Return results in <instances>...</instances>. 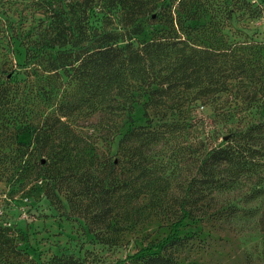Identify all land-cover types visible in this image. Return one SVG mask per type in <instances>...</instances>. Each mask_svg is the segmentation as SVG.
Masks as SVG:
<instances>
[{
  "label": "trees",
  "instance_id": "trees-1",
  "mask_svg": "<svg viewBox=\"0 0 264 264\" xmlns=\"http://www.w3.org/2000/svg\"><path fill=\"white\" fill-rule=\"evenodd\" d=\"M170 1L0 0V181L18 175L20 188L45 181L53 203H61V170L78 187L94 182L97 212L88 223L111 227L119 203L125 217H138L130 206L163 190L156 192L166 166L151 164L152 146L190 130L205 135L195 116L199 106L233 124L218 144L207 148L196 138L190 148L195 171L179 198L174 233L113 264H176L178 251L187 248L179 229L189 217L234 223L246 217L244 208L259 204L264 221V41L232 29L233 21L264 20V4L181 0L172 12ZM101 5L107 10L96 13ZM125 6L131 11L125 34L107 29V13ZM156 9L168 13L154 18ZM149 28L150 38L136 44L133 38ZM8 53L22 59L10 69L2 60ZM139 106L145 125H136ZM24 132L32 134L31 145L19 140ZM172 153L177 156L176 147ZM117 170L138 187L114 186ZM13 240L27 241L0 226L3 253ZM13 252L23 264L21 250ZM48 262L86 264L74 254Z\"/></svg>",
  "mask_w": 264,
  "mask_h": 264
},
{
  "label": "rangeland",
  "instance_id": "rangeland-1",
  "mask_svg": "<svg viewBox=\"0 0 264 264\" xmlns=\"http://www.w3.org/2000/svg\"><path fill=\"white\" fill-rule=\"evenodd\" d=\"M180 1H170L172 12L177 9ZM250 1L258 6L264 4V0ZM148 8L151 9L152 6L149 5ZM105 10L107 9L101 5L95 11L99 13ZM130 12L125 6L107 13L104 19L106 28L125 34L126 31L121 28H128ZM160 12L166 14L168 10H153V17ZM15 18L19 21V16L14 15V20ZM232 25L236 32L243 31L257 42L264 41L263 19L233 21ZM152 32V29H146L143 35L134 37L133 41L141 44L150 38ZM127 38L128 35H125L124 39ZM2 60L10 69L22 59L8 53L7 59L2 57ZM195 116L203 121L205 135L200 136V131L196 134L190 130L180 137L176 136L168 142L152 146L155 155L151 164L156 167L166 166L164 171L159 173L162 184L157 187L156 192L163 188L159 197L149 201L142 195L132 204L130 210L132 213L136 212L138 217L132 215L125 217L124 205L119 203L113 211L114 222L111 227L107 223L103 225L88 223L91 215L97 212L96 208L91 207L90 193L94 188V182L85 181V184L78 187L77 184L71 183L74 181L73 178L66 179L67 176L71 177L68 172L61 170V178L66 175L58 191L61 203L57 201L53 203L46 198L45 181L31 183L25 188L19 187L24 179L18 175L9 178L8 181H0V226L8 228L11 235L27 240L8 242L4 253L0 247L1 257L7 258L6 264H16L14 249L21 250L23 257L20 260L23 264H50L48 261L53 256L62 254L79 256L86 264H113L172 235L173 223L177 220L174 213L178 212L179 198L183 196L182 192L185 191L187 182L194 176L195 156L190 148L196 138L207 143V148L212 144H218L222 140L221 137L227 134L228 126H233L231 123L226 124L222 118L212 117L211 108L208 106H199ZM135 120L136 125L146 124L140 106L135 109ZM19 140L31 145L33 136L29 132H24ZM93 140L94 138L90 141ZM175 147L178 150L177 156L172 153ZM99 148L105 150L103 144H100ZM112 150L114 153L115 147ZM32 159L34 155L30 154L29 160ZM122 173L121 170L115 172L114 186L119 185L124 191L138 187L133 186L127 176L121 175ZM124 182L127 184L124 185ZM237 195L238 192H235L231 196L238 198ZM70 199L74 202L72 205L68 204ZM158 201L160 206L153 207ZM259 206V204L253 206L257 210L244 208L242 214L246 217L234 223L214 222L207 219L208 216L186 219L179 229V236L185 238L187 248L178 251L176 264H264V221L261 222L258 217L262 212ZM149 212L152 214L156 212L157 215L147 219ZM210 212L211 210L208 214Z\"/></svg>",
  "mask_w": 264,
  "mask_h": 264
}]
</instances>
